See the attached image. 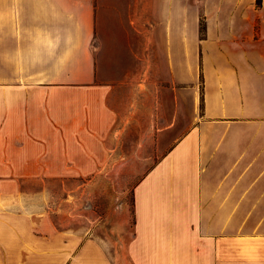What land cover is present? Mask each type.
Listing matches in <instances>:
<instances>
[{
  "label": "crops",
  "instance_id": "0c3cea01",
  "mask_svg": "<svg viewBox=\"0 0 264 264\" xmlns=\"http://www.w3.org/2000/svg\"><path fill=\"white\" fill-rule=\"evenodd\" d=\"M185 95L115 253L14 207L153 105L163 136ZM0 264H264V0H0Z\"/></svg>",
  "mask_w": 264,
  "mask_h": 264
},
{
  "label": "rangeland",
  "instance_id": "374dc122",
  "mask_svg": "<svg viewBox=\"0 0 264 264\" xmlns=\"http://www.w3.org/2000/svg\"><path fill=\"white\" fill-rule=\"evenodd\" d=\"M190 10L185 4V13ZM188 98L185 95L178 126L168 127L161 137L153 135L158 128L154 121L159 112L157 105L150 109L152 121L147 119L148 113L141 112L130 125L121 122L119 128L124 130L111 139V149L106 153L109 162L104 167L38 170L34 175H25L22 194L14 207L45 217L46 223L49 221L57 229L105 241L115 253L118 243L132 234L136 186L192 124L193 106ZM165 112L169 124L173 107L167 106ZM160 124L163 126L164 121ZM148 128L152 129V136H142Z\"/></svg>",
  "mask_w": 264,
  "mask_h": 264
}]
</instances>
